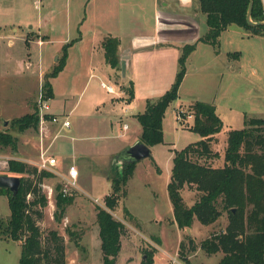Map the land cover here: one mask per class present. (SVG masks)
I'll use <instances>...</instances> for the list:
<instances>
[{
    "label": "rangeland",
    "instance_id": "rangeland-1",
    "mask_svg": "<svg viewBox=\"0 0 264 264\" xmlns=\"http://www.w3.org/2000/svg\"><path fill=\"white\" fill-rule=\"evenodd\" d=\"M107 5L109 8V4ZM117 7L116 5L115 9ZM91 9L92 5H87L86 0H0V132L10 134L16 140L14 147L11 144L0 145V174L13 175L9 171V161L18 157L21 138L37 133L35 128H31V134L26 131L28 129L21 131L17 120L39 110L40 94L46 95L43 88L45 76L54 67L49 72L46 71L49 66H56L59 62L60 56L56 59L55 54L62 55L64 48L67 49L65 66L67 63L69 66L65 73L53 80L57 95L49 102L50 111L68 117L71 125L62 126V119L53 123L56 132L52 137L56 134L57 136L53 138L54 145L48 154L71 157L76 147V150L83 153L85 161H88L90 175L86 177V188L73 194L75 199L82 197L67 206L61 221L55 218L56 187L60 180L56 175L45 179L41 186L42 192L48 198V204L45 207L38 206L43 215L36 218L43 236L48 235L51 230H57L64 236L66 264L67 250L68 264L102 263L97 223V208L100 205L97 202L102 203L104 200L103 193L107 185L104 176L105 170L109 169V152L122 144L123 137L120 132L124 124H131L129 116H122L125 113L124 108L127 107L126 103L115 101L113 106L112 99L118 97L102 87L100 78L89 80L88 73L85 72L78 82H72L77 69L82 71L80 68L85 62H96L102 68L103 75L109 70L101 62L102 59L92 53L97 23L90 22ZM120 10L129 29L136 27V22L139 28L140 23H146L149 28L156 24L155 27H158V21L160 22L167 9L153 0H126L119 12ZM110 11V21L114 23L112 16L116 11ZM85 17H88L86 22L81 24ZM38 30L48 34L50 38L45 40L48 35L38 33ZM41 40L45 41L38 44ZM195 50L196 53H191L188 58L187 73L180 87L179 97L170 104L165 113V143L155 147L152 157L137 161L134 177L126 185V195L120 201L122 206L128 205L146 224H137L128 219L123 214L122 207L116 209V214L128 222L125 223L124 246L120 251L118 264H149L155 262V253L158 251L156 264H170V256H176L182 264H218L222 258V253L209 255L200 245L212 232L225 227L228 222L227 212L214 225L195 221L190 233L174 223L166 221L156 224L150 220L158 215L170 216L172 211L167 187L173 163L170 148L180 150L201 139L198 133L190 129L193 119H186L184 123L177 120L178 108L186 110L197 100L216 104L217 112L224 123L213 144L219 156L210 163L216 167L224 165V152L230 130L244 128L245 115L251 118L264 116V36L250 35L242 27L232 24L221 34L218 48L198 42ZM235 51L242 52L240 58L228 57V53ZM29 61L34 63L31 69L28 68ZM176 66L178 72L179 65ZM42 72L44 75L40 88ZM122 77L123 74L120 73L118 78ZM103 80L107 84L112 83L109 76ZM97 99L107 104L102 103L97 110L93 103ZM131 101L127 104H131ZM139 104V98L137 101L133 100L134 111L137 112ZM79 114L89 117L80 119ZM95 121L98 122L97 126H94ZM40 127L39 122V135L47 138L45 134L47 130L50 131L51 125L49 122L44 124L43 136ZM24 151L31 152V148L22 147V152ZM154 158L161 171H158ZM114 170H111V175L115 173ZM92 171L101 178L94 177ZM183 195L185 202L190 203L197 200L200 193L185 187ZM9 215L8 196L1 195L0 220L4 221V226ZM113 215L115 216L114 213ZM1 229L3 228H0V264H19L23 240H14L2 233ZM71 232L78 237L79 245L71 237ZM189 236L200 248L197 252L189 250ZM147 258L150 262L144 263Z\"/></svg>",
    "mask_w": 264,
    "mask_h": 264
},
{
    "label": "trees",
    "instance_id": "trees-1",
    "mask_svg": "<svg viewBox=\"0 0 264 264\" xmlns=\"http://www.w3.org/2000/svg\"><path fill=\"white\" fill-rule=\"evenodd\" d=\"M250 2L251 0H200L208 31L199 38V42L218 48L221 34L232 24L242 27L250 35L264 36L263 0L252 2L251 19L258 25H252L248 21ZM196 46L195 42L183 47L179 57V70L171 87L158 100L149 101L146 109L137 115L142 126L141 141L150 147L164 143L165 113L179 97V90L187 73V61ZM103 47L108 63L113 67L119 66V39L106 37ZM66 56L65 47L59 62L45 76L43 88L49 98L53 97L51 79L63 70ZM229 56L239 58L240 52H231ZM129 95L134 97L133 87L130 88ZM187 110L194 117L190 129L198 133L201 139L180 150L173 149L168 192L175 221L182 229L192 228L195 220L204 225H214L227 212L228 222L225 227L203 239L200 248L209 255L222 253L218 264H264V116L251 118L245 115V127L230 130L224 152V165L216 167L210 163L219 156L213 144L224 125L216 104L197 100ZM17 122L21 125V131L37 129L40 122L39 110L24 115ZM15 141L10 134L0 132V145L11 144L14 147ZM136 164V161L125 160L120 167L114 166L116 171L111 175V192L106 195L104 206L97 208L102 264H117L126 224L117 219L112 211L126 195V185L135 172ZM9 171L21 177V187L16 195H12L8 188L0 187V195L8 196L10 208L9 219L5 226L4 221L0 220V228H3L1 232L6 236L23 240L19 264H66L64 236L57 230H51L48 235L43 236L36 221V218L43 215L38 206L45 207L48 204L41 184L45 179L55 177V174L16 158L9 161ZM185 187L200 193L191 206L185 202L182 194ZM56 189L55 218L61 221L67 206L74 202L75 197L64 195L61 184ZM124 213L128 219L134 220L127 208ZM71 237L79 245L74 232H71ZM188 242L190 251L198 248L191 236ZM181 245L184 246L183 243ZM148 262L149 258L144 263Z\"/></svg>",
    "mask_w": 264,
    "mask_h": 264
},
{
    "label": "crops",
    "instance_id": "crops-1",
    "mask_svg": "<svg viewBox=\"0 0 264 264\" xmlns=\"http://www.w3.org/2000/svg\"><path fill=\"white\" fill-rule=\"evenodd\" d=\"M153 1L163 6L165 10L167 9L165 11L164 16H161L162 19L160 18V22L158 21L159 26L155 27L157 25L156 24L152 28H149L148 26H146V23L145 24L140 23L141 28H139L138 22H136V27H130L128 29L127 22H125V20L122 17V11L120 10L119 12V8L126 3V0H86L87 5L89 4L92 5V9L90 10V17H91L90 22L97 23L96 24L97 27H95L97 31H95L96 37L94 38L95 40L92 45L93 48L92 53L95 57H100L102 59L101 62L103 63V65H106L108 67L107 69L109 70L106 71L108 72L107 74L105 73L106 75L105 74L103 75L101 73L102 68L99 67V65L96 62L95 63L85 62L80 68L82 71H78L77 69V72L74 74L72 82L73 83L78 82L79 77H81V75H83L85 72L88 73L89 80L94 78H100L101 85L103 88L107 89L106 87L103 86V83H105L107 86H112L114 88L113 93L107 90L110 94H115L118 97L116 99H112V105L114 106L116 104L115 101L117 103L119 101L126 103L127 107L124 108L125 113L122 116H127V117L129 116L131 119V124L125 123L124 125H127V128L124 129L123 127L121 129L120 136L123 137L122 144L119 146V148L109 152V157L107 161V165L109 166V169L108 171L105 170V176H104L107 185L105 186L103 199H105L106 195H108L111 192V173L113 172L111 170L114 168L115 165L120 167L121 162L120 161L117 162L118 155L124 152L128 147L132 146L133 144L141 140L142 126L138 121L137 115L146 109L147 103L149 101L158 100L171 87L177 75L176 64L179 65V57L182 54L183 47L186 44H193L195 42L198 43L199 38L208 31L206 15L201 11L200 0H153ZM107 4H109L110 6L109 8H107L108 7ZM116 5L118 6L117 9H115ZM111 9L116 11L113 12L114 14L112 16L114 23H111L110 21L111 12H112L110 11ZM87 18L88 17L83 18V20H81V24L86 22ZM145 26L148 28H146ZM38 33H43V32L38 30ZM109 36L116 37L119 39L118 54H119L120 62H119V66L117 67H113L110 63H108L105 56L103 41L106 37ZM83 37L84 34L81 35V38ZM49 38L50 36L48 35V38L45 40H48ZM45 40H41L40 42H38V44H42ZM82 40L83 39H81V41ZM96 50H97V54H96ZM235 52H240V51H235ZM192 53L193 54L196 53V50L193 51ZM241 53L242 52H240L239 58L242 55ZM227 55L229 57V53ZM59 56L61 57L62 55L58 53L55 54L56 59ZM123 60H125V74L122 70ZM33 65H34L33 62L30 61L28 62L29 69H31ZM68 66L69 64L67 63L64 69L60 71V73L56 77L51 79L52 86H53V80H55L56 78L60 77V75L65 73V70ZM53 67H55V64L49 66L46 72H49ZM120 73L123 74V77L119 79L118 75ZM43 75L44 72L40 73V79H41L40 88L43 82L42 81ZM107 76L110 77L112 83L107 84L105 80H103L104 77ZM132 87L134 89V97L131 98L129 95V90ZM56 95L57 92L53 86V97L51 99L56 98ZM138 98L141 100V104L138 105L139 109L136 112L134 111L132 104H133V100L137 101ZM130 101L131 104H127L130 103ZM93 103L96 106L97 110L102 103H104V105L107 104V102H101L100 99L93 100ZM51 112L54 114H58L55 111H51ZM79 115L80 116L78 117H80V119H83L81 117H85V118L89 117V115H84V114H79ZM97 124L98 122L95 121L94 126H97ZM49 125H51L50 131L47 130L45 134V136L47 135V138L43 136L44 134L42 135L43 137L39 135L38 128L35 129L37 130L35 131L37 132L35 135H33V133L30 132L31 128L26 130L28 131V133L30 134L32 133V134L21 138V142H19V148H18L19 153L17 152L18 157L15 158H18L30 164L37 165L41 153L46 152L47 155L55 157L57 159L58 163L57 166L54 167V170L56 172L55 175L58 176L59 180L61 179L59 177V174L66 175L71 166H76L79 170L78 185L80 190H84V188H86L85 187L86 177L90 175V170H89L90 167L88 161L87 162L85 161L83 153H80L78 149L77 151L76 147L71 157L62 156L60 154L56 155L53 153L48 154L49 150L51 151L54 145L53 138L57 136L56 134L54 137H52V134L56 132L55 124L49 122ZM112 125L113 123L111 122V126ZM16 136L19 137V134H17ZM44 138L46 139L45 141ZM164 143H165V139H164ZM158 145L151 147L152 152L154 151L155 147H157ZM22 147L31 148V152H26V151L22 152ZM170 150L172 151V160H173L174 152L172 148H170ZM154 161L157 167H159L158 171H161V168L158 165V162L155 158ZM172 167H173V163H172ZM172 167H171V172H172ZM134 174L130 179L134 177ZM92 175L96 178H98V176L100 177V175L97 174L96 172L93 173ZM170 180H171V173L168 183L170 182ZM168 183H167V187H168ZM183 192L184 189L182 190V194ZM80 197L82 196L77 197L74 201L77 202L78 198ZM120 201L117 207L115 208V210L113 211V213L118 219L128 224V222L125 221L124 217L121 218L116 214L117 213L116 209L117 208L120 209V207H122L121 209L123 211V214H125L124 213L125 208H127L130 211V213L134 217L133 220L134 222H137V224H146V222H142V219L138 215H136L135 212H133L128 207V205L122 206ZM195 201H191L190 203L187 204L191 206L195 203ZM97 203L101 206H104L105 204L104 200L102 201V203L99 202ZM171 205H172V211L170 212V216L158 215L152 220H150V222L153 221L156 224H161L167 221L172 224L173 223L177 224L175 221L173 204ZM123 237L124 236L122 235V248L124 246ZM198 248L195 250V252H197ZM68 252L69 251L67 250V264H68ZM158 254L159 251L155 253L154 264H156V259L158 257ZM102 256H103V252H102ZM118 257H117V261H118Z\"/></svg>",
    "mask_w": 264,
    "mask_h": 264
},
{
    "label": "built area",
    "instance_id": "built-area-1",
    "mask_svg": "<svg viewBox=\"0 0 264 264\" xmlns=\"http://www.w3.org/2000/svg\"><path fill=\"white\" fill-rule=\"evenodd\" d=\"M264 3V0H263ZM103 86L107 88L109 92H114V88L112 86H107L105 83H103ZM42 87V86H41ZM50 99L43 93L40 94L39 97V117H40V124L41 129L43 130L42 135L44 134V124L50 123H58L60 119H62V126L69 127L71 125L70 120L68 117L60 116L59 114L52 113L51 106H50ZM186 119H194L193 114L190 113L187 109L178 108L177 110V120L185 122ZM127 128V125H124V129ZM57 159L55 157L49 156L46 154V152H42L40 155V159L37 163L38 167L40 169H45L48 171L56 173L54 170V167L57 166ZM60 184H61V191L64 195H73L76 192L80 191L79 185H78V177H79V170L76 166H71L69 168V171L66 175L59 174ZM153 243V242H152ZM153 245H156L153 243ZM170 264H182V262L179 261V259L176 256H170ZM154 264V263H153Z\"/></svg>",
    "mask_w": 264,
    "mask_h": 264
},
{
    "label": "water",
    "instance_id": "water-1",
    "mask_svg": "<svg viewBox=\"0 0 264 264\" xmlns=\"http://www.w3.org/2000/svg\"><path fill=\"white\" fill-rule=\"evenodd\" d=\"M252 2L253 0L250 2L247 18L252 25H258L259 23L253 22L251 19ZM122 70L125 74V60L122 61ZM150 157H152L151 147L140 140L120 153L117 159L120 162L125 160L137 162ZM0 187L8 188L12 192V195H16L21 187V177L17 175L0 174ZM187 231L190 233L191 229L187 228Z\"/></svg>",
    "mask_w": 264,
    "mask_h": 264
}]
</instances>
